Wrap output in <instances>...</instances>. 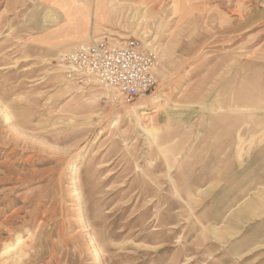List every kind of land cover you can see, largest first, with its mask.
Wrapping results in <instances>:
<instances>
[{"label":"rangeland","instance_id":"1","mask_svg":"<svg viewBox=\"0 0 264 264\" xmlns=\"http://www.w3.org/2000/svg\"><path fill=\"white\" fill-rule=\"evenodd\" d=\"M228 7L0 0V264H264V2ZM153 36L132 104L60 73L77 45Z\"/></svg>","mask_w":264,"mask_h":264},{"label":"built area","instance_id":"2","mask_svg":"<svg viewBox=\"0 0 264 264\" xmlns=\"http://www.w3.org/2000/svg\"><path fill=\"white\" fill-rule=\"evenodd\" d=\"M107 39V40H106ZM91 40L61 54L57 61L70 80L93 82L108 88L117 99L132 104L156 87L158 57L154 49L135 38Z\"/></svg>","mask_w":264,"mask_h":264},{"label":"bare ground","instance_id":"3","mask_svg":"<svg viewBox=\"0 0 264 264\" xmlns=\"http://www.w3.org/2000/svg\"><path fill=\"white\" fill-rule=\"evenodd\" d=\"M115 1V0H114ZM110 12V11H109ZM143 12V11H142ZM112 15H114V14H112ZM103 16H102V13H100V12H96L95 14H94V20H93V22H95L96 24L97 23H100L101 22V18H102ZM110 19V17L108 18V20ZM103 22V21H102ZM84 29H82V30H79V31H77V32H73V31H69V30H65V31H61V32H59L58 33V35H56V36H52V38L50 39V40H52V46L53 47H55L56 49L57 48H62V49H65V50H67V51H70V49H69V47L72 45V44H74V41H78V39H81V38H83L84 37ZM113 33V32H112ZM128 37V36H127ZM98 38V37H97ZM96 40V39H95ZM154 40H155V37L153 36L152 37V39L150 40V41H142L143 43H144V45L146 46V47H150V44H152V42H154ZM61 55V54H60ZM63 55V54H62ZM58 57V56H57ZM59 57H61V56H59ZM60 73H63V74H67L68 72L67 71H64V70H61L60 71ZM88 85H93V86H98L97 84H95V83H93V82H89L88 83ZM100 89L101 88H97V89H95L94 91H100ZM108 89V88H107ZM107 89H105V91L107 90ZM113 93V97H114V95H115V97H116V93L115 92H112ZM93 97H97L98 99L101 97V98H107L108 97V95L106 94V93H104V92H101V93H99V94H95V95H93ZM156 100V102L158 101V99H155ZM159 103V102H158ZM88 105V104H87ZM138 109H140L139 111H137V109L136 110H133V112L132 113H130L129 115H132V116H135V118H136V123H137V125L138 126H140V123H139V118H140V116H144V115H147L142 109H143V106H140ZM161 109H162V107H159L158 106V109L157 110H155L154 112H158L159 113V111H161ZM152 118H153V116H152ZM152 118L151 117H148V118H145L144 117V119H146V122L147 121H151L152 120ZM151 123V122H150ZM115 125H116V121H115ZM114 125V126H115ZM141 125H143V124H141ZM145 126V125H144ZM151 126H149V128H146V129H144L145 131H146V133L149 135V136H151L153 139L155 138V136H156V133L158 132V129L156 128V127H151ZM142 128H143V126H142ZM144 131V132H145ZM146 134V135H147ZM23 245V242H18V244H17V246H18V248L19 247H21ZM23 252V251H22ZM10 254V251L8 252V251H3L1 254H0V257L2 256L3 257V255H9ZM7 256H5V258L7 257ZM22 258H23V256H21ZM3 259V258H2ZM19 259H20V252L18 251V253H16L14 256H12V259L10 260L11 262V264H17L18 263V261H19ZM3 261V260H2ZM5 261H7V260H5ZM9 263V264H10ZM20 263V262H19Z\"/></svg>","mask_w":264,"mask_h":264},{"label":"crops","instance_id":"4","mask_svg":"<svg viewBox=\"0 0 264 264\" xmlns=\"http://www.w3.org/2000/svg\"><path fill=\"white\" fill-rule=\"evenodd\" d=\"M88 1V0H85ZM147 1H152V0H147ZM192 2L197 3V5H200V3H208L211 1L217 2L220 5V9H217L215 11L220 12V17L222 19H225L226 22H228L229 17H240L241 15L238 13L240 10L236 8H232L229 10L228 3L230 0H190ZM232 1H237L239 4L240 3H245V2H264V0H232Z\"/></svg>","mask_w":264,"mask_h":264}]
</instances>
